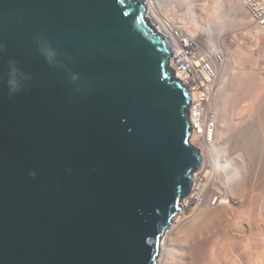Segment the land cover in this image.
Returning a JSON list of instances; mask_svg holds the SVG:
<instances>
[{"label": "water", "instance_id": "water-1", "mask_svg": "<svg viewBox=\"0 0 264 264\" xmlns=\"http://www.w3.org/2000/svg\"><path fill=\"white\" fill-rule=\"evenodd\" d=\"M147 12L0 0V264L157 263L203 158Z\"/></svg>", "mask_w": 264, "mask_h": 264}, {"label": "rangeland", "instance_id": "rangeland-1", "mask_svg": "<svg viewBox=\"0 0 264 264\" xmlns=\"http://www.w3.org/2000/svg\"><path fill=\"white\" fill-rule=\"evenodd\" d=\"M156 7L155 10L147 9L150 24L158 26L154 16L162 20L168 18L173 24H170L173 32L181 30L210 59L217 53L221 57L216 59L221 63L213 85L215 115L226 117L225 123H232L230 127V123H226L228 132L223 139L218 137V132V136L213 135V140L209 142L211 147L195 137L192 139V145L205 160L202 172L195 173L196 183L201 190L206 184L207 188L203 198L196 201V196H193L189 206H185L187 210L175 216V222L162 238L159 252L162 244L169 245L176 236L181 244L177 245L179 248L169 245L174 253L173 264L184 261L187 264H264V34L235 0H158ZM217 17L220 19L217 20ZM235 19L240 21L234 22ZM220 22L223 26L216 28ZM218 124L217 120V127ZM226 126H222V130ZM247 134L251 135V139ZM214 160L218 165L213 171Z\"/></svg>", "mask_w": 264, "mask_h": 264}, {"label": "bare ground", "instance_id": "bare-ground-1", "mask_svg": "<svg viewBox=\"0 0 264 264\" xmlns=\"http://www.w3.org/2000/svg\"><path fill=\"white\" fill-rule=\"evenodd\" d=\"M167 1V0H166ZM169 1V0H168ZM142 2L146 5V7H147V9L148 10H155V9H157V7H156V5L158 4V0H142ZM235 2L237 3V1L235 0ZM238 4V3H237ZM241 8H242V6L240 5V4H238ZM243 9V8H242ZM243 11L245 12V14H246V11L243 9ZM159 14V13H158ZM155 15V14H154ZM247 15V14H246ZM146 17H147V15H146ZM155 17V24H158V26L156 27L158 30H159V32L165 37V39H167L168 40V42H169V44H171L172 46L174 45V43H175V37H174V34H173V31H172V27H171V25L173 26V24H171V23H169V20H168V18H163L164 20H162L159 16L158 17H156V16H154ZM248 17V16H247ZM249 18V17H248ZM148 19V18H147ZM217 20L218 19H220V18H216ZM149 21V20H148ZM233 21V20H232ZM231 21V22H232ZM239 22L240 21V19H235L234 20V22ZM251 21V20H250ZM252 22V21H251ZM184 23V25L187 23V21H186V23L185 22H183ZM171 24V25H170ZM187 25V24H186ZM223 26V24H222V22H220V23H218L217 24V27L216 28H220V27H222ZM215 28V29H216ZM207 31H208V29H206ZM210 30V29H209ZM217 30V29H216ZM215 30V31H216ZM205 33V32H204ZM188 38V40H190V42L195 46V48L198 50L200 47L197 45V43L195 42V41H193L192 39H190L189 37H187ZM209 38H207V40H208ZM173 48V47H172ZM200 50V49H199ZM197 65H199L200 63L199 62H197L196 63ZM212 70H213V73H212V76L211 77H209L208 76V74L204 71V70H201L200 71V76H201V79L200 80H202V84L206 87V90H208V94H206L205 95V99L199 104V107H200V109H201V112H200V119H198L196 116V114L194 113V111L192 110V112H191V114H190V120H191V123H192V125H193V132H192V135H191V145H192V139L195 137V138H197L198 139V136H202V135H204V142H202L203 144H208V146H209V142L211 141V140H213V135L215 136V135H217L216 133L218 132L219 133V136L218 137H220V136H222V139H223V136L225 137V133H227L228 131V128H227V126H226V123L228 124V123H230V122H226L225 123V118L222 116V115H220L219 117H217L216 115H215V103H214V91H213V85H214V78H215V75H216V69H214V68H212ZM243 74V73H242ZM247 74V73H246ZM223 75V74H222ZM174 77H177V76H175L174 75ZM243 77V76H242ZM249 77V76H248ZM251 77V76H250ZM178 78V77H177ZM222 78H224V77H222ZM221 79V78H220ZM179 80V79H178ZM236 80H238V79H236ZM243 80V79H242ZM231 81V80H230ZM233 81H235V80H233ZM247 81V80H246ZM243 82V81H242ZM183 83V82H182ZM222 83V82H221ZM236 83V82H235ZM238 83V82H237ZM186 84V83H185ZM234 84V83H233ZM239 84V83H238ZM256 84V83H255ZM226 85V84H225ZM230 85V84H229ZM244 86H246V84L244 85ZM187 87V86H186ZM219 87H220V85H219ZM226 87V86H225ZM247 87V86H246ZM264 87V86H263ZM227 88V87H226ZM248 89H249V87H248ZM253 89V88H252ZM223 90V89H222ZM225 90V89H224ZM239 90V89H238ZM219 91V90H218ZM233 91V90H232ZM244 91V90H243ZM228 93V92H227ZM226 93V94H227ZM223 94V93H222ZM237 94V93H236ZM251 94V93H250ZM240 95V94H239ZM231 96H232V94H231ZM246 96V95H245ZM259 96V95H258ZM243 97V96H242ZM227 98H229V96L227 97ZM235 98V97H234ZM238 98V97H237ZM217 99V98H216ZM215 99V100H216ZM231 99H232V97H231ZM223 101V100H222ZM221 102V101H220ZM227 102V101H226ZM230 103V102H229ZM232 103V102H231ZM235 103V102H234ZM217 104V103H216ZM254 104H255V102H254ZM253 104V105H254ZM260 104V103H259ZM264 105V104H263ZM262 105V106H263ZM221 106V105H220ZM261 106V107H262ZM225 107V106H224ZM223 107V108H224ZM255 107V106H254ZM222 108V109H223ZM252 108V107H251ZM260 108V107H259ZM261 110H263V109H261ZM223 112V111H222ZM262 113V112H261ZM264 113V112H263ZM205 115H206V119H207V122L206 123H204V120H205ZM196 117V118H195ZM260 117V116H259ZM264 119V118H263ZM217 120H218V122H219V126L217 127ZM210 123H212V125L210 124ZM225 124V125H224ZM231 124L232 123H230V125H229V127L231 126ZM222 126H226L223 130H222ZM227 128V129H226ZM252 129V128H251ZM261 129V128H260ZM222 130V131H221ZM229 130H231V129H229ZM227 131V132H226ZM263 131V130H262ZM220 133H221V135H220ZM225 134V135H224ZM229 135L230 134H228V137H229ZM247 135H249V134H247ZM262 135V134H261ZM216 136V137H217ZM227 137V138H228ZM242 137H244V136H242ZM241 137V138H242ZM249 137H250V139H251V135H249ZM246 138V137H245ZM218 139V138H217ZM221 139V140H222ZM249 139V138H248ZM220 140V141H221ZM227 140V139H226ZM243 140V139H242ZM242 142V141H241ZM246 142V141H245ZM244 142V143H245ZM250 142H254L253 140L251 141L250 140ZM215 143V142H214ZM213 144V143H212ZM240 144H242V143H240ZM247 144H249L248 142H247ZM246 144V145H247ZM194 145V144H193ZM250 145V144H249ZM253 145V144H252ZM209 147H211V146H209ZM254 147V146H253ZM256 147V146H255ZM246 148V147H245ZM263 148V147H262ZM212 149V148H211ZM256 149V148H255ZM260 150V149H259ZM248 151H250L251 152V150L249 149ZM255 151V150H254ZM263 151V150H262ZM261 151V152H262ZM255 152H257V150L255 151ZM263 154V153H262ZM253 156V155H252ZM205 157V156H204ZM264 157V156H263ZM249 158V157H248ZM204 159V158H203ZM242 159V158H241ZM205 161V160H204ZM203 161V162H204ZM246 161V160H245ZM203 165H204V163H203ZM203 165H202V167H203ZM213 167H212V170L214 171L215 169H216V165H218V163L214 160V162H213ZM245 166V165H244ZM204 168H201V170L199 171V172H202V170H203ZM243 169V168H242ZM198 172V173H199ZM197 173V172H196ZM197 173V174H198ZM208 173V172H207ZM247 173V172H246ZM197 174H195L194 173V184H193V187H192V192H191V196H196V201H198V200H200V198L202 197H204L203 195H204V193H205V191H206V188H207V184L206 185H204L203 186V188H202V190L199 188V185H197V183H196V175ZM244 174V173H243ZM248 174V173H247ZM246 174V175H247ZM208 175H209V173H208ZM206 177V176H205ZM208 178V177H207ZM264 191V190H263ZM188 199H187V201H186V203H183V205H182V207H181V212L180 213H182L187 207H185L186 205H188L189 206V203H190V197H187ZM197 203V202H196ZM195 204V203H194ZM187 210V209H186ZM206 210V209H205ZM218 210V209H217ZM184 213V212H183ZM201 213V212H200ZM179 214V213H178ZM208 214V213H207ZM218 214V213H217ZM177 215V214H176ZM209 215V214H208ZM252 215V214H251ZM180 216V215H179ZM250 216V215H249ZM178 217V216H177ZM201 217V216H200ZM203 217V216H202ZM214 217V216H213ZM175 218V217H174ZM173 218V219H174ZM175 220H176V218H175ZM174 221V220H173ZM172 221V222H173ZM220 221V220H219ZM175 222V221H174ZM201 223V222H200ZM221 223V222H220ZM245 223V222H244ZM172 226V225H171ZM198 227V226H197ZM230 227V226H229ZM169 228V227H168ZM215 230V229H214ZM167 231V230H166ZM170 232V230L167 232V234ZM264 232V231H263ZM244 233V232H243ZM165 234V233H164ZM174 234H177V233H174ZM173 234V235H174ZM184 234V233H183ZM206 234V233H205ZM228 234V233H227ZM186 235V234H185ZM204 235V234H203ZM202 235V236H203ZM241 235V234H240ZM249 235V234H248ZM164 236V235H163ZM175 236V235H174ZM178 236V235H177ZM236 236V235H235ZM258 236H260V234L258 235ZM261 236H262V234H261ZM176 237V236H175ZM173 238V239H171L172 240V242H169V245H171V248H174V247H176L177 248V245L178 246H180L179 245V239H178V237H176V238ZM250 237V236H249ZM188 238V237H187ZM196 238V237H195ZM210 238H211V236H210ZM236 238H237V236H236ZM205 239V238H204ZM228 239V238H227ZM227 239H226V241H227ZM248 239V238H247ZM250 239V238H249ZM258 239V238H257ZM260 239H262V238H260ZM181 240V239H180ZM177 241V242H176ZM197 241H198V239H197ZM200 242H201V240H199ZM254 241H255V239H254ZM258 241H260L259 239H258ZM262 241V240H261ZM183 242V241H182ZM187 242V241H186ZM223 242V241H222ZM221 242V243H222ZM263 242V241H262ZM178 243V244H177ZM203 243H204V241H203ZM255 243V242H254ZM261 243V242H260ZM204 244H206V243H204ZM239 244V243H238ZM246 244V243H245ZM169 245H165V244H162V246H161V251L159 252V255H158V259H157V263L156 264H173L172 263V261H174V260H172V257H174V253H172V251H171V249H170V246ZM250 245V244H249ZM256 245V244H255ZM259 245V244H258ZM185 246V245H184ZM193 246V245H192ZM197 247L199 246L198 244L196 245ZM195 246V247H196ZM201 246V245H200ZM223 246V245H222ZM237 246V245H236ZM252 246V245H251ZM257 246V245H256ZM263 246V245H262ZM195 247H194V250H195ZM226 247V246H225ZM234 247V246H233ZM248 247V246H247ZM255 247V246H254ZM179 248V247H178ZM177 248V249H178ZM190 248V247H189ZM227 248V247H226ZM241 248V247H240ZM242 248H243V246H242ZM245 249H246V247H244ZM252 248H253V246H252ZM259 248V247H258ZM257 248V249H258ZM183 249V248H182ZM197 249V248H196ZM203 249V248H202ZM219 249V248H218ZM260 249V248H259ZM191 250V249H190ZM247 250V249H246ZM174 251V250H173ZM177 251V250H176ZM175 251V252H176ZM181 251V250H180ZM187 251V250H186ZM192 251H193V248H192ZM197 251V250H196ZM224 251V250H223ZM231 251V250H230ZM237 251V250H236ZM241 250H239L238 252H240ZM257 251V250H256ZM248 252H250V251H248ZM255 252V251H254ZM192 253V252H191ZM197 253V252H196ZM179 254H180V252H179ZM249 254V253H248ZM261 254V253H260ZM262 254H264L263 252H262ZM261 254V255H262ZM191 255V254H190ZM195 255V254H194ZM239 255V257H241V255L240 254H238ZM246 255V254H245ZM244 254H243V256H245ZM253 255H255L254 253H253ZM187 256V255H186ZM199 256V255H198ZM219 256V255H218ZM223 256V255H222ZM232 256V255H231ZM242 256V257H243ZM257 256V255H256ZM178 257V256H177ZM185 257V256H184ZM188 257V256H187ZM249 257V256H248ZM253 257V256H252ZM258 257V256H257ZM176 258V257H175ZM186 258V257H185ZM192 258V257H191ZM211 258V257H210ZM238 258V257H237ZM256 258V257H255ZM264 258V257H263ZM226 259V258H225ZM231 259V258H230ZM259 259V258H258ZM176 260V259H175ZM199 260V259H198ZM211 260V259H210ZM235 260V259H234ZM246 260H247V257H246ZM254 260V259H253ZM191 261V260H190ZM197 261V260H196ZM240 261V260H239ZM259 261V260H258ZM175 262H177V261H175ZM181 262V261H180ZM184 262H186V261H184ZM183 262V263H184ZM261 262V261H260ZM182 263V264H183ZM188 262H186V264H187ZM191 263V262H190ZM211 263V262H210ZM245 263H246V261H245ZM177 264V263H176ZM193 264V263H192ZM236 264V263H235ZM238 264V263H237ZM251 264H252V262H251Z\"/></svg>", "mask_w": 264, "mask_h": 264}, {"label": "built area", "instance_id": "built-area-1", "mask_svg": "<svg viewBox=\"0 0 264 264\" xmlns=\"http://www.w3.org/2000/svg\"><path fill=\"white\" fill-rule=\"evenodd\" d=\"M236 1L246 11V14L249 19L264 34V0ZM173 34L175 37V43L173 46L169 44L170 50L172 52V56L169 58V66L174 70V75L178 77L175 78L183 82V85L185 87L187 86L186 88L191 98L189 122L192 128V135L193 125L190 120V114L193 110L194 113L197 115L196 117L200 119L201 109L199 107V104L205 99V95L208 94V90H206V87L202 84V80H200V71L204 70L208 74V76L211 77L213 73L212 68L217 70L221 63V60L217 61L216 59H220L221 57L217 53L216 55H213L210 59L205 53L202 52L200 48V50H197L195 46L190 42V40H188L186 34L179 29L174 30ZM197 62H199L200 64L197 65ZM206 122L207 119L205 115L204 123ZM210 124L212 125V123ZM197 140H201V142H204V135L198 136ZM188 197H190L191 199L193 196H191L190 193ZM187 199L188 198L185 197L181 200L180 207H182L183 203H186Z\"/></svg>", "mask_w": 264, "mask_h": 264}, {"label": "clouds", "instance_id": "clouds-1", "mask_svg": "<svg viewBox=\"0 0 264 264\" xmlns=\"http://www.w3.org/2000/svg\"><path fill=\"white\" fill-rule=\"evenodd\" d=\"M33 175H34V173H33Z\"/></svg>", "mask_w": 264, "mask_h": 264}]
</instances>
